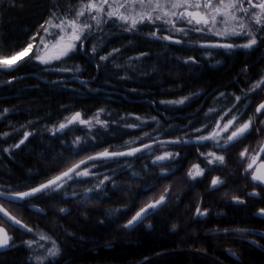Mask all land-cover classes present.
<instances>
[{"label":"trees","instance_id":"16d2710c","mask_svg":"<svg viewBox=\"0 0 264 264\" xmlns=\"http://www.w3.org/2000/svg\"><path fill=\"white\" fill-rule=\"evenodd\" d=\"M88 2L0 0V59L33 45L13 67L0 65V206L32 229L13 227L0 214V226L12 237L9 247L0 250V264H38L35 257L45 256L53 242L59 255L43 264H264V185L252 180L240 156L264 139V111L256 112L264 103V84L252 90L264 78V27L247 13H237L258 41L243 48L238 46L250 36L196 31L208 26L186 19L170 17L174 25L146 20L129 30L130 22L104 13L96 25L95 11L86 12L78 22L92 28L69 55L49 63L36 60L44 29L57 34L53 25L73 19ZM120 11L136 15L141 9ZM225 27L217 23L215 29ZM166 36L172 39H161ZM74 77L80 81L66 80ZM183 98L181 104L169 103ZM75 113L86 120L99 113L105 124L55 131ZM232 116L237 122L220 134L221 143L253 118L239 141L222 149L213 140L198 139ZM25 133H30L25 143L13 147ZM177 139L181 142L170 143ZM133 148L142 150L86 159ZM165 153L178 155L153 163ZM209 153L223 156L224 162ZM81 160L85 163L77 171L87 168L90 175L73 174L60 190L22 200L8 196L38 187ZM193 165L204 170L194 180L188 176ZM217 177L223 183L213 187ZM166 194L167 201L142 223L123 227ZM197 207L206 214L198 215ZM40 234L51 239L41 240ZM26 241L38 243L29 247Z\"/></svg>","mask_w":264,"mask_h":264},{"label":"snow or ice","instance_id":"6c2138e0","mask_svg":"<svg viewBox=\"0 0 264 264\" xmlns=\"http://www.w3.org/2000/svg\"><path fill=\"white\" fill-rule=\"evenodd\" d=\"M245 2H247V7H245ZM105 5L108 6V9L105 12ZM134 6H139L141 9L140 12H137L135 16L129 12V14H124L120 11V9H133ZM183 8L184 11L177 13L174 11L175 9ZM201 9L203 8L204 12L200 11H189V9ZM255 9H259V12H256ZM95 11V15L91 16V19L95 21L96 25H100L102 23L101 19V13H104L108 18H118L119 20L128 23L130 22V29H134L138 23H143L144 21L149 22H155L157 20H163L165 23L173 24L175 23L174 20L170 19V17H176V19H188V23L191 24L195 22L196 24H202L205 26H208L207 29L202 28H196V31H202V30H208V31H215V34L218 36H229V35H240V34H246L250 36L251 38L248 40L247 43L243 45H239L238 47L243 48H252L254 45L258 43L257 38L255 34L252 32L251 27L248 23L245 22L244 17L237 16V13H247L248 19H250L252 22H254L257 25H261L264 27V0H259L258 3H254L253 0H220L219 4H215L214 0H89L88 4L81 6L80 10L75 13V17L73 19H65L61 20L60 23L53 25L56 28L61 29L63 31L65 28H70V41L68 44L64 45L61 48V51L59 55L54 57L55 59H60L63 56L69 55L71 51H73L76 47L75 41H80L82 39L83 34L86 30H90L92 28L91 24L84 23L81 25L78 21L80 17L84 16L86 12H93ZM218 17L220 18L218 20ZM48 24H52V21L49 20L47 22ZM217 23L223 24L226 27L222 30H216L215 26ZM231 25V27H228ZM43 27V26H42ZM48 29L45 28L44 31H47ZM176 31H183V29H175ZM156 33H152V36L155 37ZM64 37L60 36L59 40H63ZM161 39L170 40L172 39L170 36L162 37ZM216 47H223V48H232L237 47L231 44H218L214 45ZM47 47V45H45ZM33 48L32 44H29L27 48L23 50V54L26 56L29 53V50ZM93 51H96L95 47L93 48ZM113 51H118V49H114ZM20 53L15 54V56L12 57L11 62L8 59H0V65L4 66L5 68H11L16 63V57L20 56ZM111 55V53H109ZM143 55V54H142ZM22 58V57H21ZM35 59L40 61L41 63H49V59L45 57L43 54V50H38V54L35 56ZM107 59L106 56H102L101 60ZM191 59V58H190ZM78 70V69H77ZM264 84V78L261 79V81H258L256 85L253 86L252 90H255L256 88H260L261 85ZM223 95V94H221ZM187 98H183L181 100L175 101V102H169V103H176L181 104L184 102V100ZM237 100L240 98L237 97ZM7 111V110H5ZM100 111H103L101 109ZM215 109H210L209 112H214ZM231 109H229V112ZM264 111V103H261L257 109V113H261ZM227 115V113H225ZM81 114L75 113L72 117H70L67 120V123H61L59 125V128L55 131H62L66 127H68L70 124H73L75 122H79L81 124H86L89 127H92V122L90 120H83L80 119ZM224 117H221V120H223ZM96 124H105V122L101 121L99 119V113H97V116L95 118ZM237 122V117L232 116L231 119L227 120L226 123L221 126L220 121H217L216 128L209 133L207 136H201L198 139L201 141L204 140H213L216 142L217 147L226 149L230 145H232L234 142L239 141L242 137L245 136L246 133H248L251 129L253 118H249L248 121L244 122L243 124H240L238 127L235 128L234 131H231L230 135L226 137V139L223 140L221 143L219 137L220 134L227 133L229 129ZM196 131H200V129H197ZM4 135H7V133H4ZM30 133L24 134V139L20 140V142L13 147L19 148L22 144L25 143V140H27ZM181 142L179 139L175 141H170V143H179ZM150 145H143V149L149 148ZM141 148H133L129 152H108L105 150L102 153L97 154L96 156H90L87 157V160H96L99 158L104 159H110L116 156H123V155H134L137 152H140ZM5 151H8L5 149ZM264 153V144H261L258 151L254 155H250L249 159L251 160L250 163L247 165V169L245 171L253 169V165L256 164L257 159L260 157V154ZM174 155L173 153H165L163 156H157L156 160L153 163H158L160 161L170 159ZM203 155V154H202ZM208 155L212 156L215 161H219L220 163L224 162L223 156H217L215 153H209ZM246 155H249V150L246 148L244 151L240 153L241 158H244ZM209 163H212L213 160H209ZM85 160H81L79 163L72 165L69 167L66 171L60 173L53 179L47 181L46 183H43L39 185L38 187L30 189L28 192H21L16 193L14 198L10 199H17L22 200L25 197L34 196L37 193L45 192V191H55L60 190L65 183H67L68 180L73 179V174L76 177H83L90 175L87 168H85L83 171H77L79 169L81 164H84ZM203 169L199 168L198 165H193V168L189 170L188 176L191 179H196L197 176H200L203 174ZM105 179H108L105 177ZM252 180L259 182V184L264 185V161H262L259 165V167L252 172ZM103 183V181H101ZM212 186L216 187L219 184H222L223 181L220 180V178H213L212 180ZM2 195V194H0ZM74 195V194H73ZM250 195H256V193H252ZM233 200L236 202H241L238 197H233ZM165 202V196L161 195L159 199L155 200L152 203L147 204L145 207H142L128 222L123 225L124 228L130 229L134 228L138 224L142 223L144 219L147 218L148 215L151 214V210L156 209L158 206L163 204ZM37 211H40L37 209ZM61 211H65V209H61ZM261 214H264V209L260 210ZM0 214L4 218L7 219L8 222L12 224L13 227L16 228H23L25 231H32V229L28 228L27 225H24L22 221L17 219L14 216H11L10 213L7 212L2 206H0ZM197 214L198 215H205L206 212H201L200 208L197 207ZM173 228H175V225H173ZM243 231V230H241ZM41 240H49L51 239L48 236H45L44 234H40ZM12 240V237L8 234L7 230L3 227H0V249L7 248L10 245V242ZM29 247H31L34 243H38L37 241H26L25 242ZM40 247H43V245H40ZM231 253V250H229ZM60 249L56 247L55 242H53V246L49 249H47V253L45 256H37L35 259L38 261V264H43L45 260H47L49 257H55L59 255ZM235 255L234 253H231Z\"/></svg>","mask_w":264,"mask_h":264},{"label":"rangeland","instance_id":"374dc122","mask_svg":"<svg viewBox=\"0 0 264 264\" xmlns=\"http://www.w3.org/2000/svg\"><path fill=\"white\" fill-rule=\"evenodd\" d=\"M219 2H220V0H217L216 2L214 1V3L215 4H219ZM253 2L254 3H258L259 2V0H253ZM174 11H176L177 13H179V12H182V11H184V9L183 8H180V9H175ZM189 11H200V12H204V10H203V8H201V9H189ZM260 10L259 9H257V12H259ZM134 14V16H135V13H133L132 12V15ZM186 20H188L187 18H185ZM220 18L218 17V20H219ZM205 26V25H204ZM57 30V34H54V33H52L53 31H52V29L51 28H48V30L47 31H45V36L43 37V39H44V44H42V47H40V49H42L43 50V54L45 55V57L46 58H48L49 59V61H51V60H55V58L54 57H56L57 55H59V53H60V51H61V48L64 46V45H66V44H68L69 42H71L70 41V32H71V29L70 28H65L63 31H61V29H59V28H57L56 29ZM48 33V34H47ZM51 35V37H56V39L55 40H50L49 39V36ZM60 36H63L64 37V39L63 40H59V37ZM77 41H75V43H76ZM45 45H47V47H45ZM20 56H17L16 57V61H18L19 59H21V57H24L25 55L23 54V52H20ZM8 60L11 62V60H12V58H8ZM80 119H83V120H86V119H84L83 117H82V115H81V117H80ZM90 121L93 123V122H95V119H90ZM64 123H67V121L66 122H64ZM96 123V122H95ZM75 124H80L81 125V123H79V122H75V123H73V124H70L68 127H70V126H72V125H75ZM83 125H86V124H83ZM263 125H264V121H263ZM68 127H66L65 129H67ZM65 129H63V130H65ZM62 130V131H63ZM261 144H264V139L262 140V141H260V142H258V145L256 146V148L253 150V151H249V155H246L245 157H244V159L246 160V167H247V165H248V163H250L251 162V160L249 159V156L250 155H254L255 153H256V151H258V149H259V147L261 146ZM262 154L263 153H261L260 154V157L257 159V161H256V164H254L253 165V169H251V170H248L250 173H251V176H252V172L253 171H255L258 167H259V165H260V163L262 162V161H264V160H262V158H261V156H262ZM167 160V159H166ZM30 191V190H29ZM26 192H28V191H26ZM16 194V193H15ZM15 194H10V195H8L10 198H14L15 197ZM165 196V202L167 201V199H168V194H166V195H164ZM26 198V197H25ZM152 202H154V201H152ZM152 202H150V203H152ZM164 202V203H165ZM163 203V204H164ZM163 204H161L160 206H162ZM160 206H158L157 208H159ZM156 208V209H157ZM156 209H154V210H156ZM154 210H151V212L152 211H154ZM0 227H2V226H0ZM4 228V227H3ZM9 247V246H8ZM7 247V248H8ZM4 249H6V248H4ZM4 249H0V250H4Z\"/></svg>","mask_w":264,"mask_h":264},{"label":"water","instance_id":"95a60500","mask_svg":"<svg viewBox=\"0 0 264 264\" xmlns=\"http://www.w3.org/2000/svg\"><path fill=\"white\" fill-rule=\"evenodd\" d=\"M66 80H77V81H80V79L79 78H76V77H74V78H70V79H66ZM11 81V80H10ZM9 82V81H8Z\"/></svg>","mask_w":264,"mask_h":264}]
</instances>
